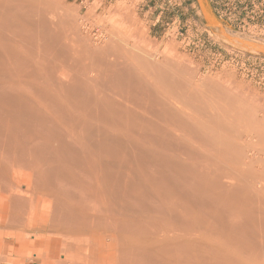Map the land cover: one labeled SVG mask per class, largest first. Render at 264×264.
I'll return each instance as SVG.
<instances>
[{
	"label": "bare ground",
	"instance_id": "bare-ground-1",
	"mask_svg": "<svg viewBox=\"0 0 264 264\" xmlns=\"http://www.w3.org/2000/svg\"><path fill=\"white\" fill-rule=\"evenodd\" d=\"M63 1L0 0L7 230L41 225L58 264H264V111L92 46Z\"/></svg>",
	"mask_w": 264,
	"mask_h": 264
},
{
	"label": "rangeland",
	"instance_id": "rangeland-1",
	"mask_svg": "<svg viewBox=\"0 0 264 264\" xmlns=\"http://www.w3.org/2000/svg\"><path fill=\"white\" fill-rule=\"evenodd\" d=\"M62 6L92 46L114 39L157 63L174 62L195 83L219 85L264 111V0H65ZM240 41L243 47L234 45ZM256 139L262 151L264 142ZM1 220L0 264H58L64 258L46 252L41 225L10 231ZM12 238L22 240L23 248Z\"/></svg>",
	"mask_w": 264,
	"mask_h": 264
},
{
	"label": "crops",
	"instance_id": "crops-1",
	"mask_svg": "<svg viewBox=\"0 0 264 264\" xmlns=\"http://www.w3.org/2000/svg\"><path fill=\"white\" fill-rule=\"evenodd\" d=\"M10 241H13L15 244H18V245H20L22 248H23V246H24V243H23V241L22 240H19L18 238H15V239H9ZM36 256H37V254H36ZM37 259H38V256H37ZM24 263V262H23Z\"/></svg>",
	"mask_w": 264,
	"mask_h": 264
}]
</instances>
